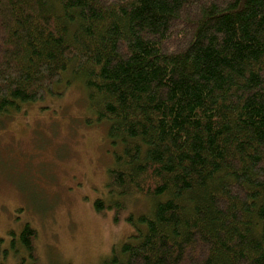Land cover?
Returning <instances> with one entry per match:
<instances>
[{
	"label": "trees",
	"instance_id": "1",
	"mask_svg": "<svg viewBox=\"0 0 264 264\" xmlns=\"http://www.w3.org/2000/svg\"><path fill=\"white\" fill-rule=\"evenodd\" d=\"M68 73L152 200L109 264H264V0H0V125Z\"/></svg>",
	"mask_w": 264,
	"mask_h": 264
},
{
	"label": "rangeland",
	"instance_id": "2",
	"mask_svg": "<svg viewBox=\"0 0 264 264\" xmlns=\"http://www.w3.org/2000/svg\"><path fill=\"white\" fill-rule=\"evenodd\" d=\"M69 76L61 95L24 105L0 125V251L29 224L39 264H109L152 200L109 187L115 146L108 125L98 123L84 85L67 84ZM20 251L0 264H30Z\"/></svg>",
	"mask_w": 264,
	"mask_h": 264
}]
</instances>
